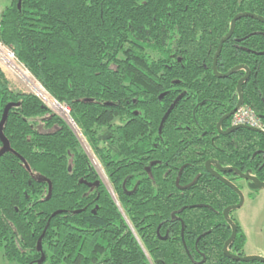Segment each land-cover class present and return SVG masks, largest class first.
Instances as JSON below:
<instances>
[{
    "label": "trees",
    "instance_id": "1",
    "mask_svg": "<svg viewBox=\"0 0 264 264\" xmlns=\"http://www.w3.org/2000/svg\"><path fill=\"white\" fill-rule=\"evenodd\" d=\"M8 1L9 5L0 15V44L68 111L118 192L122 180L142 168L140 157L147 147L143 137L148 130L156 133L157 129L155 123H144L139 118L133 126L123 128L120 141L119 114L132 107L133 98L144 96L147 99L144 87L155 88L154 84L144 82L148 76L143 73L210 70L216 45L236 14L248 12L264 17V0ZM233 38L239 40L224 44L217 70L225 72L238 64L248 66L251 74L242 85L243 106L254 112L264 129V23L241 18L236 22ZM172 54L179 55L181 62L172 59ZM120 71L138 75L120 78ZM243 74L240 70L216 81L193 75L169 78L170 82L185 81V86L195 89L204 100L217 101L216 111L211 101L205 103L199 114L202 113V119L191 125L192 130L201 127L208 135L213 133L218 118L236 105L237 82ZM121 79L134 82L121 86ZM176 85L171 84L170 88ZM153 98L155 100V96ZM9 103L19 106L9 110L3 127L11 151L0 157V247L5 259L25 264L35 258V243L43 231L42 244L53 254L51 264H69L70 259L61 258L69 255L74 264H84L82 253H70L68 249L101 246L104 239H113L108 236L109 232L121 230L127 233L124 239H131L104 188L99 189V199L95 200L96 192H90L81 183L93 182L97 176L67 122L37 96L12 91L0 69V118ZM142 104L143 110L152 112L147 118L156 119L155 101L152 106ZM190 105L189 101H178L162 123L160 134H180L182 131L171 130L179 124L173 123L178 120L187 119L192 123ZM199 115L194 121L197 122ZM232 136L234 141L229 150L234 155L220 156V164L244 173L251 171L264 182V136L244 129L235 131ZM223 140L220 137V142ZM191 159L184 158L187 162ZM170 163L175 162L170 160ZM119 166L126 169L119 172ZM131 168L135 172H131ZM170 194L168 208L172 210L179 206L181 195L175 189H171ZM218 197L223 206L238 200L237 195L221 183ZM147 199L150 205H137L132 197L121 203L141 234L154 233L159 224L143 222L145 215L151 214L156 206L151 197ZM96 206L98 209L92 214ZM74 211L80 213L74 214ZM174 223L168 243L158 249L150 247L154 250L150 251L154 264H263L239 262L223 254V245L231 234L225 222L214 223V236L200 241L196 236L203 230L198 223L186 222L187 254L180 238V226ZM235 224L237 234L229 252L244 256L245 236ZM210 225H203V229ZM130 254L123 253L122 264L129 261ZM139 255L144 263L143 256Z\"/></svg>",
    "mask_w": 264,
    "mask_h": 264
},
{
    "label": "flooded vegetation",
    "instance_id": "2",
    "mask_svg": "<svg viewBox=\"0 0 264 264\" xmlns=\"http://www.w3.org/2000/svg\"><path fill=\"white\" fill-rule=\"evenodd\" d=\"M243 13H248V12H243ZM233 18L231 19V21L233 20ZM261 18L264 19V17ZM259 22L264 23L262 21ZM235 27H236V23H235ZM235 27L230 37L222 44L220 48V52L215 60V54L217 52L219 42L229 32L230 26L228 31L217 43L210 62V70H203L201 72L198 71L169 72V71L159 70V71L143 73V76L144 75L148 76V80L144 82H146V84H151V85L154 84L155 88L153 86L144 87L143 93L147 95L146 97L147 99H145L144 96L141 99L133 98L131 100L132 107H129L125 113L121 111V113L119 114L117 123L120 131V135H119L120 141L122 138L121 135L123 133V128L133 126L134 124L137 123L139 118L144 123L145 122L149 124L155 123L157 125L156 127L157 129L155 130L156 133H153L152 131L148 130L145 134V137H143L147 141V147L142 157H140L142 160L141 161L142 168L137 173L132 174L129 172L130 174L127 175L120 183V190H121L120 192L116 191L114 185L109 181L105 169L93 154L92 150L86 143L85 139L82 137L78 128L74 124H73L74 126H72L73 128L69 126L76 135V137L78 138L85 152V155L88 159L90 168H92V170L95 172L97 176V179L93 182L81 181V183L87 186L90 192H96L95 200L99 199L100 196L98 192L99 189L101 187L104 188L105 192L109 196L110 201L113 203L118 215L120 216L122 222L128 228V232L131 237V239L129 237L124 239L123 236L126 235L127 233H124L121 230H117L115 232H109L108 236L113 237V239L112 240L104 239L101 246L92 247V248H81V250L68 249L70 253H78V254L82 253L84 264H122L123 253H127V254L131 253L129 257V261L124 264H154L150 256V251L151 250L154 251V250L150 247L154 246L156 249H158L160 245L168 243V240L170 238V228L171 226L175 225L174 222L178 223L180 226V238L184 247V251L185 253L189 254L188 251L189 249L187 248L185 242V223L189 222L190 220H193L196 223H198L200 228L203 230L201 234L196 236L197 241H200L210 236H214V223L225 222L227 224L223 211L230 206H234L238 204L239 202V195L236 192H234L231 188H229L227 185H225L223 182H221L218 179L219 175L224 179H226L227 181L234 184L240 190V192L244 196V199L247 196L246 192H256V191H251L248 188V182L237 176L235 173L220 171V168L225 169V168H235V167L223 166L220 164L218 160L220 156L230 157L234 155V152L230 151L229 147L231 141L232 142L234 141L232 134L239 129L230 131L228 133L225 132L230 128L236 127L232 125V119L237 111L234 114H232L231 112L235 109L239 101V96H238V101L234 106V108L228 112L223 113L221 117L218 118V120L214 124L213 133L208 135L209 134L208 131L202 130L201 127H200L201 130L198 127H195V130H192L190 127L191 125L196 123L198 124V122L201 121L202 113L201 115L199 114L200 111L202 110L201 108L205 105L207 101L208 102L211 101L212 103L211 105H214V111H216L215 103H217V101L204 100L203 98L200 97L201 95L195 89H190L187 86H185L186 83L185 81L182 80L181 81L174 80L171 82L169 81V78L171 77L176 78L179 76H191V75L198 76L199 78L209 77V78H213L215 81L224 80L230 77L231 75H233L235 72L243 70L244 74L240 77L239 80L243 79L248 72L247 79L244 81L246 82L249 79L251 72L248 66L245 64H238L228 69L225 72H219L217 70L218 58L221 54L224 44L228 43L230 40H233V42L237 43L239 40L233 38L235 33ZM234 47H236V49H239V47L236 45ZM171 58L175 59L178 63L181 62V58L177 54H172ZM213 65H214V69H213ZM234 68H238V69H236L233 73H231L227 77L220 78V76L226 75ZM137 75H138L137 72H132V71L119 72L120 78L134 77ZM152 76H155L156 78L153 79ZM131 82L134 81L121 79L120 85L126 86L129 85ZM171 84H177V85L173 88H170ZM180 84L182 85L180 86ZM242 95H243V90H242ZM153 96H155V100ZM180 100H186L191 103L190 105L192 108L191 118L193 117V119L196 120L195 117L199 115L197 122L192 120L191 123L187 119H182V121L178 120L177 122H173V123H179V124H176L171 130L182 131L180 134L176 136H174L173 134H167L166 132L164 134H160L161 125L166 119L170 109H172L174 105ZM154 101L156 104V108L158 110V112L156 113V119H154L152 116L150 118H147L152 114V112H148V110L145 108L143 110L142 103L146 102L147 106H152L151 103ZM241 107H243V100H242V105L239 108ZM222 118L224 119L222 120L220 127H218L219 121ZM180 124L186 126V128L183 129V127L179 126ZM245 127H249V126H245ZM76 129L78 130L79 133H77ZM259 130L264 131L261 123ZM166 131L169 132V129L167 128ZM80 136L83 138L84 142L86 143V146H84ZM220 137L224 138L223 142H220ZM139 139H141V137H139L138 140ZM188 157L192 158L190 162L184 160V158H188ZM122 160L123 158L122 156H120L119 162L122 163ZM170 160H173L175 163H170ZM124 169L126 168H122L121 166L118 167L119 172H123ZM130 171L135 172L134 169L133 171L132 170ZM240 172L243 174L247 173V172L244 173L242 171ZM219 183L227 186L237 195L238 197L237 202L223 206L222 202L219 201V197H218ZM143 189H146V191H142ZM171 189H175L181 195V202H178L179 206L172 210L168 208V205L171 200L170 198ZM186 196L191 197L193 199L188 200ZM130 197L136 200L137 205L138 204L150 205L151 202L149 199H147V197H151V199H153L152 204H156V206L153 208L151 214L145 215L143 222L145 223L146 221L149 222L156 221L157 223H159L154 233L144 232L141 234L133 226V224L127 217L126 212L124 211L121 205L122 200ZM96 209H98V206H96L95 209L91 211L92 214H95ZM237 210H232L229 212V218L234 223H236L234 214L236 213L235 211ZM79 213L80 211H74V214H79ZM208 224L211 225L203 229V225H208ZM44 235H45V231H43L36 240L34 249L37 252V256L29 260V262H26L28 261V258H25L26 260L25 264H51L49 260L51 259V257H53V254H52V250L48 246H44L42 244V239ZM194 249L196 250V247H194ZM0 251L3 254L4 260L9 262L10 264H17L15 262L5 259L3 248L0 247ZM139 253L143 256L145 260L144 263L141 262V257ZM69 256H63L61 258L62 260L68 258L70 259L69 264H74V262H72L73 257H69ZM60 264H65V263L62 262Z\"/></svg>",
    "mask_w": 264,
    "mask_h": 264
},
{
    "label": "water",
    "instance_id": "3",
    "mask_svg": "<svg viewBox=\"0 0 264 264\" xmlns=\"http://www.w3.org/2000/svg\"><path fill=\"white\" fill-rule=\"evenodd\" d=\"M18 6H20V4H18ZM243 17H250V18H254V19H257L259 21L264 22V19L263 18L258 17V16H255V15H252V14L242 13V14L236 15L233 18V20L231 21V25H230L229 32L219 42L218 49H217V52L215 54V60H216V58H217V56H218V54L220 52V48H221L222 44L232 34V32L234 30V27H235L236 21L238 19H240V18H243ZM213 69H214V65H213ZM236 69H238V68L232 69L226 75L220 76V78L227 77L228 75H230L231 73H233ZM247 76H248V72H247L246 76L243 79L239 80V82L237 84V92H238V96H239V101H238L235 109L231 112L232 114H234L237 111V109L242 105V100H243L242 84L247 79ZM18 106H19V104L9 103V104H7L3 108V111H2V114H1V118H0V141H1V144H2V146L0 148V157L3 156L5 153L11 151L9 142L7 141V139L5 138V136L3 135V127H4V124H5L6 120H7L9 110L12 107H18ZM62 118L67 122V124L69 126H71V128H73L72 126H74V125H73V122L70 120V117L69 116H68V118H69L70 121L67 120L66 118H64L63 116H62ZM223 119L224 118H222L219 121L218 127H220V124L222 123V120ZM237 129H247V130H250V131L259 133V134H261V135L264 136V131L263 130L255 129V128H252V127H245V126H236V127L230 128L225 133H228L230 131H234V130H237ZM220 171H222V172H233V173H235L237 176H239L240 178H242V179H244L245 181L248 182V188L251 191H260V190L264 189V182L259 181L255 176L251 175V171H248L246 174L241 173L239 170H237L235 168H225V169L220 168ZM218 179L221 182H223L225 185H227L229 188H231L234 192H236L239 195V202H238V204H236L234 206H230V207L226 208L223 211V214H224V217L226 219V222H227V224L231 228V234H230L229 238L225 241V243L223 245V248H222L223 254L227 258L232 259V260H235V261H239V262L258 261V262L264 264V257H260V256H237V255H234V254H232V253L229 252V246L232 244V242L234 241V239L236 237V234H237L236 224L232 220H230V218H229V212L232 211V210H237L240 207H242V205L244 203V196L242 195V193L240 192V190L234 184H232L231 182L227 181L226 179H224L220 175L218 176ZM39 246H40V244H39Z\"/></svg>",
    "mask_w": 264,
    "mask_h": 264
},
{
    "label": "crops",
    "instance_id": "4",
    "mask_svg": "<svg viewBox=\"0 0 264 264\" xmlns=\"http://www.w3.org/2000/svg\"><path fill=\"white\" fill-rule=\"evenodd\" d=\"M246 193L247 196L244 199L242 207H246L249 216L243 217L239 212L234 214L236 223L245 236V244L242 252L244 256L264 257V221L262 218L250 214L264 206V189Z\"/></svg>",
    "mask_w": 264,
    "mask_h": 264
},
{
    "label": "rangeland",
    "instance_id": "5",
    "mask_svg": "<svg viewBox=\"0 0 264 264\" xmlns=\"http://www.w3.org/2000/svg\"><path fill=\"white\" fill-rule=\"evenodd\" d=\"M9 5V1L8 0H0V15L1 12ZM1 49L8 55L11 57L12 61L18 66L20 67L25 73H27L38 85H40L32 76L31 74L24 69V67L19 64L14 57L10 54V52L3 47L0 44ZM9 52V53H8ZM0 69L3 72L6 80L9 83V87L12 91H16V92H22V93H27V94H33V95H37L31 88H29L25 83H23L21 81V79L19 77H17L15 74L11 73L10 71L7 70V68L3 65V62L0 60ZM41 87V86H40ZM42 88V87H41ZM43 89V88H42ZM44 90V89H43ZM45 91V90H44ZM46 92V91H45ZM48 94V93H47ZM49 95V94H48ZM50 96V95H49ZM37 97H39L37 95ZM51 97V96H50ZM40 98V97H39ZM40 100L44 103V105H46L52 112H54L55 114L60 115L59 113H57L55 110H53L46 102H44L41 98ZM62 107V106H61ZM63 109H65L64 107H62ZM66 110V109H65ZM68 113V112H67ZM86 144V143H85ZM240 183V182H238ZM264 205V204H263ZM235 212H239L240 215H243V217L245 216H249V212H247L246 207H241L239 210L235 211ZM250 214H254L257 217H260L263 219L264 221V206L258 210H256V212L250 213ZM263 233H264V227H263ZM249 250H251V248H249ZM2 251V250H1ZM0 251V264H10L9 262H7L6 260L3 259V254Z\"/></svg>",
    "mask_w": 264,
    "mask_h": 264
},
{
    "label": "bare ground",
    "instance_id": "6",
    "mask_svg": "<svg viewBox=\"0 0 264 264\" xmlns=\"http://www.w3.org/2000/svg\"><path fill=\"white\" fill-rule=\"evenodd\" d=\"M6 52V51H5ZM0 47V60L3 62V65L7 68L8 71L15 74L25 83L29 88H31L44 102H46L53 110L62 115L64 118L69 120L68 113L60 105H58L52 97H50L47 92H45L40 85H38L27 73H25L20 67H18ZM9 53V52H8ZM36 95V96H37ZM70 121V120H69ZM259 129V128H258ZM77 133L78 130L76 129ZM81 137V136H80ZM81 140L86 146L84 140L81 137Z\"/></svg>",
    "mask_w": 264,
    "mask_h": 264
},
{
    "label": "built area",
    "instance_id": "7",
    "mask_svg": "<svg viewBox=\"0 0 264 264\" xmlns=\"http://www.w3.org/2000/svg\"><path fill=\"white\" fill-rule=\"evenodd\" d=\"M67 111V110H66ZM68 112V111H67ZM234 126H249L259 128L260 123L254 112L248 107H241L237 110L232 119Z\"/></svg>",
    "mask_w": 264,
    "mask_h": 264
}]
</instances>
